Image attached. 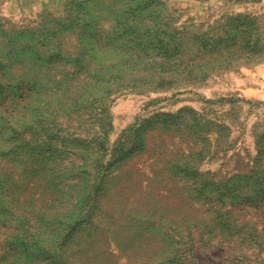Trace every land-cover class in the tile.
I'll use <instances>...</instances> for the list:
<instances>
[{
	"label": "rangeland",
	"instance_id": "1",
	"mask_svg": "<svg viewBox=\"0 0 264 264\" xmlns=\"http://www.w3.org/2000/svg\"><path fill=\"white\" fill-rule=\"evenodd\" d=\"M0 264H264V0H0Z\"/></svg>",
	"mask_w": 264,
	"mask_h": 264
}]
</instances>
